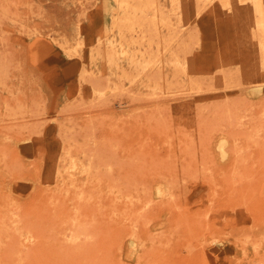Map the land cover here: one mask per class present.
Wrapping results in <instances>:
<instances>
[{"label": "rangeland", "instance_id": "rangeland-1", "mask_svg": "<svg viewBox=\"0 0 264 264\" xmlns=\"http://www.w3.org/2000/svg\"><path fill=\"white\" fill-rule=\"evenodd\" d=\"M155 1L0 0V264H264V0Z\"/></svg>", "mask_w": 264, "mask_h": 264}, {"label": "bare ground", "instance_id": "bare-ground-1", "mask_svg": "<svg viewBox=\"0 0 264 264\" xmlns=\"http://www.w3.org/2000/svg\"><path fill=\"white\" fill-rule=\"evenodd\" d=\"M117 1H118V3H119V6H120V7H123V8H124V6H125V8H127L128 10H130V5H129L130 3H129V0H117ZM131 1H132V0H131ZM140 1H143V0H140ZM140 1L137 2V0H136L137 3H139ZM149 1H150V2H149ZM177 1H179V2H184V1H186V0H177ZM177 1H175L174 3L178 4ZM229 1H230V0H229ZM231 1H232V0H231ZM231 1H230V2H231ZM243 1H244V0H243ZM262 1H263V0H262ZM144 2H147V5L150 3V6H151L152 3H153V1H152V3H151V0H148V1L144 0L143 2H140V5H141L142 7L145 6ZM225 2H226V1H225ZM225 2H222V3L225 4ZM233 2H234V1H232V3H233ZM253 2H255V1H253ZM253 2H252V3H253ZM155 3H156V1L154 0V3H153L154 7H155ZM172 3H173V2H172ZM184 3H185V2H184ZM259 3H261V1H260ZM262 3H263V2H262ZM131 4H132V3H131ZM135 4H136V3L134 2V6H135ZM143 4H144V6H143ZM156 4H158V3H156ZM176 4H175V7H176ZM180 4H183V3H180ZM206 4H207V3H206ZM233 4H234V3H233ZM253 4H254V3H253ZM255 4H256V3H255ZM147 5H146V6H147ZM236 5H237V4H236ZM156 6L158 7V5H156ZM173 6H174V4H173ZM233 6H234V5H233ZM253 6H256V5H252V7H253ZM257 6L259 7V6H261V4H259V5H257ZM131 7H132V6H131ZM137 7H139V4H138L137 6H135V8H137ZM147 7L150 8L149 6H147ZM147 7H144V8H147ZM152 7H153V6H152ZM154 7H153V9H154ZM157 7L154 9V11H156V9H159V7H158V8H157ZM234 7L239 8L238 5H237V6H234ZM246 7H247V5H246ZM135 8H133V10H132V8H131V11H134ZM144 8H143V9H144ZM140 9H141V7H140ZM143 9H142V10H143ZM183 9H184V8H183ZM228 9H229V8H228ZM128 10H127V11H128ZM144 10H146V9H144ZM144 10H143V12H144ZM151 10H152V9H151ZM185 10H186V8H185ZM185 10H184V11H185ZM138 11H139V10H138ZM147 11H148V9H147ZM237 11H238V10H237ZM262 11H263V9L261 10V12H262ZM136 12H137V11H136ZM136 12H135V14H137ZM139 12H140V11H139ZM133 13H134V12H133ZM157 13H159V11H157ZM247 13L249 14L250 12H247ZM257 13H258V11H257ZM257 13H256V16H257ZM128 14H129V16H130V14H132V13L129 12ZM142 14H143V13H142ZM146 14H147V13L145 12V15H146ZM154 14L156 15V12H155ZM161 14H162V13H161ZM250 14H251V13H250ZM252 14H253V13H252ZM252 14H251V15H252ZM132 15H133V14H132ZM186 15H187V14H186ZM258 15L261 16L262 14H258ZM124 16H125V15H124ZM133 16H136V15H133ZM146 16H147V15H146ZM159 16H160V15H159ZM165 16H166V15H165ZM126 17H128V16H125V17H124L125 20H124V18H123V22H124V21H125V22H126V21H129L128 19L126 20ZM139 17H140V22L142 21V23H143V22L145 23V21H147V20L143 21V19L141 18L142 15H141V16L139 15ZM147 17H148V16H147ZM147 17H146V18H147ZM149 17H150V16H149ZM149 17H148V20H150V18H151L152 20L155 19V18H153V17H150V18H149ZM155 17H156V16H155ZM169 17H170V16H169ZM131 18H133V17H131ZM131 18H130V19H131ZM135 18H136V17H135ZM135 18H134V19H135ZM143 18H145V17H143ZM146 18H145V19H146ZM164 18H165V17H162V19L164 20V22L167 21V20H165ZM134 19H133V20L131 19V20L134 22ZM136 19H138V17H137ZM141 19H142V20H141ZM158 19H159V18H157V20H158ZM162 19L159 20V21L161 22ZM250 19H251V17H250ZM250 19H249V21H250ZM257 19H259V17H257ZM117 21H118V20H117ZM150 21H151V20H150ZM150 21H149V23H150ZM251 21H252V20H251ZM251 21H250V22H251ZM120 22H122V19H121ZM136 22H137V21H136ZM140 22H137V23H140ZM151 22H152L151 26H152V25H157L156 28H158V24H159L160 22H158L157 24H153L154 22L156 23V21H154V22L151 21ZM162 22H163V21H162ZM164 22H163V23H164ZM250 22H249V23H250ZM258 22H259V21H258ZM131 23H132V22H131ZM144 23H143V24H144ZM146 23H147V22H146ZM163 23H160V24H163ZM165 23H167V22H165ZM124 24H125V23H124ZM160 24H159V25H160ZM252 24H253V23H252ZM120 25H121V24H120ZM127 25H128V24H127ZM135 25H136V24H135ZM147 25L149 26L150 24H147ZM164 25H165V24H164ZM164 25H163V26H164ZM254 25H255V24H254ZM124 26H126V24H125ZM128 26H129V25H128ZM128 26H127V27H128ZM130 26H131V25H130ZM130 26L128 27L129 29L131 28ZM141 26H143V25L140 23V28H141ZM144 26H146V25L144 24ZM144 26H143V27H144ZM167 26H169V25H167ZM127 27H126V29L128 30ZM134 27H135V26H133L132 28H134ZM143 27H142V28H143ZM149 27H150V26H149ZM118 28H119V29H118ZM118 28H117V29L120 31V27H118ZM121 28H122V25H121ZM132 28H131V29H132ZM135 28H136V27H135ZM137 28H138V26H137ZM140 28H139V30H140ZM144 28H145V27H144ZM154 28H155V27H154ZM253 28H256V29H257V30H256L257 32H255V34H259L260 31H261V29H262L261 27H259V25H255V26H253ZM123 29H124V28H122V31H123ZM152 29H153V28H152ZM127 30H126V31H127ZM141 30H142V29H141ZM149 30H151V29L148 28V30H147V34L150 32ZM131 31L133 32V31H135V29H134V30H131ZM145 31H146V30H145ZM153 31H155V30L153 29ZM153 31H152V32H153ZM152 32H150V34H152ZM122 33H123V32H122ZM125 33H126V32H125ZM154 33H155V32H154ZM157 33H158V32H157ZM262 33H263V32H262ZM144 34H145V33H144ZM244 34H245V33H244ZM154 35H155V34H154ZM131 36H132V35H131ZM135 36H136V35H135ZM144 36H145V35H144ZM150 36H152V35H150ZM157 36H158V35H157ZM171 36H172V35H171ZM244 36H245V35H244ZM263 36H264V35H263ZM145 37H146V36H145ZM153 37H154V36H153ZM252 37H253V36H252ZM252 37H251V38H252ZM131 38H132V37H131ZM247 38H248V41H251V40H249L250 37H247ZM247 38H246V39H247ZM257 38H258V36H257ZM259 38H260V35H259ZM246 39H245V41H247ZM143 40H144V39H143ZM263 40H264V39H263ZM241 41H242V40H241ZM245 41H244V43H245ZM248 41H247V42H248ZM247 42H246L245 44H247ZM250 43H251V42H250ZM253 44H255V43H253ZM263 44H264V43H263ZM249 45H250V44H249ZM259 46L261 47V45H259ZM259 46H258V47H259ZM253 47H255V46H253ZM263 48H264V47H263ZM139 51H140V50H139ZM255 51H256V50H255ZM260 51H261V49H260ZM109 52H111V53H109ZM109 52H108V50L105 49V50H103L102 54H103V55H110V54H112V52H115V50H111V51H109ZM259 53H260V52H259ZM143 55H144V54H143ZM144 56H145V55H144ZM106 57H107V56H106ZM149 66H150V65H149ZM145 68H146V67H145ZM222 72H223V71H222ZM122 74H123V73H122ZM121 76H122V75H121ZM188 76H189V75H188ZM223 76H224V75H223ZM220 78H221V77H220ZM193 84H194V83H193ZM225 84H226V83H225ZM117 87H118V86H117ZM117 89H119V88H117ZM196 89H197V88H196ZM100 93H101V91H100ZM103 95H104V94H103ZM97 197H98V196H97ZM52 200H53V199H52ZM13 203H14V202H13ZM13 206H14V205H13ZM99 206H100V205H99ZM64 227H65V226H64ZM21 243H22V242H21ZM20 245H21V244H20ZM75 259H76V258H75Z\"/></svg>", "mask_w": 264, "mask_h": 264}]
</instances>
